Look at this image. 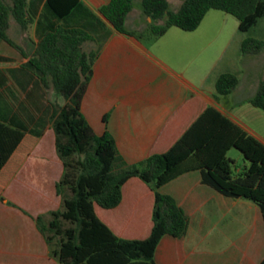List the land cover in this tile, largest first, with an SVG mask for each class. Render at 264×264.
I'll list each match as a JSON object with an SVG mask.
<instances>
[{
	"label": "crops",
	"instance_id": "1",
	"mask_svg": "<svg viewBox=\"0 0 264 264\" xmlns=\"http://www.w3.org/2000/svg\"><path fill=\"white\" fill-rule=\"evenodd\" d=\"M47 1L26 0V17L32 20L27 28L10 20L7 34L25 55L0 37V121L38 136L0 200V264H58L36 217L62 206L56 183L64 165L50 117L51 101L64 100L29 66L37 43L57 24L92 35L85 49L97 56L81 109L95 133L114 136L128 163L167 151L210 106L264 143V110L251 103L264 80V49L244 54L246 37L225 39L227 17L220 20L210 10L193 31L173 26L156 40H141L118 32L100 12L110 0H78L65 17ZM136 6L126 24L139 31L150 18ZM228 72L239 77V84L230 94H219L216 81ZM159 190L184 209L189 227L181 237L161 238L156 264H260L264 259V216L253 201L204 184L200 170L183 173ZM154 198L153 189L133 177L117 207L96 205L95 210L118 236L143 239L152 230Z\"/></svg>",
	"mask_w": 264,
	"mask_h": 264
},
{
	"label": "trees",
	"instance_id": "2",
	"mask_svg": "<svg viewBox=\"0 0 264 264\" xmlns=\"http://www.w3.org/2000/svg\"><path fill=\"white\" fill-rule=\"evenodd\" d=\"M138 2L150 22L145 29L136 31L126 23ZM77 4L78 0L47 1L58 17L67 16ZM210 10L234 15L239 29L247 32L264 16V0H183L176 10L171 9L168 0H110L100 7L118 32L141 40H156L173 26L193 31ZM11 18L24 29L31 24L26 17V0H0V37L25 55L7 34ZM92 40V35L82 28L57 24L39 40L29 60L43 85L52 87L55 95L64 100L51 101L50 117L56 149L64 165L56 183L62 206L36 217L57 263L156 264L154 253L161 238L181 237L189 227L184 209L173 196L159 189L192 170H200L202 182L222 194L253 201L264 216V143L217 108H206L167 151L136 163L125 160L109 131L95 133L81 109L97 56L96 51L85 49ZM263 49L264 40L255 37H246L241 45L244 54ZM238 84L236 74L223 73L216 81V90L228 95ZM251 103L264 110V80ZM37 142L38 136L0 121V200H5V188ZM232 148L242 153L243 164L228 156ZM133 177L147 183L155 193L152 230L143 239L118 236L95 210L96 205L117 207L124 185Z\"/></svg>",
	"mask_w": 264,
	"mask_h": 264
},
{
	"label": "rangeland",
	"instance_id": "3",
	"mask_svg": "<svg viewBox=\"0 0 264 264\" xmlns=\"http://www.w3.org/2000/svg\"><path fill=\"white\" fill-rule=\"evenodd\" d=\"M182 1L183 0H170L171 9L173 10L178 9ZM136 8L139 9L140 8L139 5L136 6ZM213 11L214 13H218L220 20L223 19L224 17L228 18L227 28L225 29V33H224L225 39L231 36L235 37V34L239 35V37H255L258 39H264V16H262L259 19L258 23L255 26H253L249 31L242 32L239 29V20L234 15L226 13L222 10H213ZM228 156L238 160L237 162L239 164H243L244 157L238 149L232 148L228 152Z\"/></svg>",
	"mask_w": 264,
	"mask_h": 264
}]
</instances>
